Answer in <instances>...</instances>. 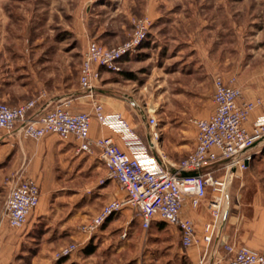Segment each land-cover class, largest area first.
<instances>
[{"label": "rangeland", "instance_id": "obj_1", "mask_svg": "<svg viewBox=\"0 0 264 264\" xmlns=\"http://www.w3.org/2000/svg\"><path fill=\"white\" fill-rule=\"evenodd\" d=\"M144 17L151 20L148 36L132 55L140 61L137 67L144 68V75L139 76V84L144 86L142 104L148 107L149 115L155 116L158 128L181 125L190 135L194 130L192 120L204 118L202 113L208 110L209 82L213 77L208 80L206 73L201 74L200 81L192 84L186 75L193 71L189 63L193 60L190 36L202 34L205 43H211L209 33L214 38L220 30L227 58L220 66L223 77H235L237 83H247L252 77L263 80L264 0H0V41L10 43L1 48L7 57L3 60L13 62L12 71L18 74L33 71L41 82L70 86L79 76L82 55L91 41L87 30L100 33L122 22L125 24L120 26L128 32L121 40L124 42L135 22ZM2 66L4 63H0ZM5 151L0 147V157ZM255 159L254 167L264 174V158L258 155ZM7 163L8 158L0 166V264H60V259L55 258L59 248L53 243L62 247L73 243L77 247L61 264H142L145 260L155 264L156 258L160 264H167L165 248L152 245L160 238H155L151 230L137 227L138 238L142 239L139 247L137 242L133 244L134 239L128 242L133 238L128 228L127 238L119 243L127 247L117 257H110L113 250L101 233L110 220L91 237L80 234L78 226L104 206L99 190L112 181L100 184L105 173H89L90 193L78 202L85 208L78 210L76 205L65 202L67 196L63 195L56 203L52 199L40 204L23 227L10 228L2 221L7 178L12 175ZM137 223L132 222L131 227L136 228ZM78 234L76 239L71 238Z\"/></svg>", "mask_w": 264, "mask_h": 264}, {"label": "built area", "instance_id": "obj_2", "mask_svg": "<svg viewBox=\"0 0 264 264\" xmlns=\"http://www.w3.org/2000/svg\"><path fill=\"white\" fill-rule=\"evenodd\" d=\"M151 20H137L129 37L115 47H106L88 41L78 70V85L83 95L90 97L91 111L71 112L69 100L42 112L37 111L36 100L10 106L0 101V130L20 138L40 141L47 135H55L63 141L75 143L79 152L96 151L99 161L105 165V177L100 184L112 180L123 190V198L106 202L87 222L78 226L81 235L91 237L107 219L123 208L132 211V219L141 222L143 230L152 223H166L180 233L181 246L194 247L199 239L190 218L181 215L187 200L191 208L200 206L208 190L211 196L206 208L211 220L203 227L202 242L209 247L213 238H219L226 220V196L231 180L237 171H244L253 160L251 148L264 138V115L252 124L250 131L244 126L255 109L264 112V98H242V87L235 77L213 79V111L206 118L192 120L196 129V145L178 163L166 164L154 156L148 162L140 160L160 137L158 121L147 115L145 121L149 144L143 145L119 114L111 120L117 128L126 132V145L133 154L116 146L111 137L92 138L89 127L92 117L99 123L108 118L101 102L95 99L94 85L101 78V69L110 72L120 70L121 61L134 54L147 38ZM153 147V146H152ZM223 172L221 177L215 173ZM8 179L7 197L2 221L12 229L23 227L40 201L39 185L34 178L21 173ZM126 234H122L125 237ZM226 257L221 264H264V254L244 246L224 242ZM77 247L68 243L55 253L56 259L76 252Z\"/></svg>", "mask_w": 264, "mask_h": 264}, {"label": "crops", "instance_id": "obj_3", "mask_svg": "<svg viewBox=\"0 0 264 264\" xmlns=\"http://www.w3.org/2000/svg\"><path fill=\"white\" fill-rule=\"evenodd\" d=\"M121 24L125 23L119 22L113 29L103 30L100 33L89 29L86 35L91 37L92 41L98 40L95 42H100V45L103 43L106 47H114L128 35V32L120 26ZM218 31L214 38L212 33H209L211 34V43H205L202 34L189 37V42H193L190 46V55L195 61L189 62L193 71L186 75L192 84L200 81L201 74L206 73L208 80L213 77L212 82L215 77L224 76L220 66L226 63V48L221 39L220 30ZM121 32H124V36ZM5 44L10 43L0 41V63H4V66L0 68L1 102L14 106L29 100H36V110L42 112L58 106L64 100H69L68 109L71 112L88 113L91 111L90 97L83 95V91L79 88V76L70 86H64L60 83L49 84L46 80L41 82L42 79L36 77L33 71L18 74L17 71H12L13 62L8 63V61L3 60V58L7 59L6 52L1 51ZM138 62L140 61L131 55L121 61L120 70L117 72L101 69V78L94 85L95 99L103 104L104 114L108 120L102 124L92 117L89 127L90 137H111L116 146L131 154L134 153V150L126 145V132L117 128L111 120L119 114L127 122L136 138L143 145L149 144L145 121L149 115V109L142 104L143 101L140 97L144 86L139 84V76L144 75L142 72L144 68L139 69V66L137 67ZM194 63H197L196 67L193 65ZM209 84V107L202 113L204 118L213 111L211 99L213 84L211 81ZM239 84L242 87V98L245 100L255 97L264 98V78L263 80L258 78L254 80L252 77L249 82ZM263 115L264 112L261 109L253 110L244 126L250 131L252 124ZM158 130L160 131L158 141L151 145L146 156H140V160L148 162L151 155L166 164H175L190 153L196 145L195 128L190 135H187L189 133L182 129L181 125L175 127L162 125ZM0 147L7 149L0 157V166L3 160L8 158L6 167L12 175L21 173L23 176L32 177L37 181L41 193L36 211L40 204H47V201L52 199L55 201L53 203H56V200H59L63 195L67 196L65 202L68 204L76 205L77 209H80L81 206L85 208L84 203L78 206V202L83 199L85 193H90L91 175L105 173V165L99 161L96 151L91 154L79 152L75 143L63 141L52 134L45 136L40 141H32L0 131ZM251 152L253 160L247 169L237 171L231 180L225 205L227 217L220 237L218 239L213 238L209 247L202 242V236L204 225L211 220L206 208L207 200L211 196L210 190H208L206 198L200 206L193 209L186 200L181 209V215L190 218L195 226L199 241L194 247L186 249L181 246L180 233L175 227L166 223H152L148 230L152 231L151 233L155 238H160V242L152 245L161 244L165 248V262L167 264H176V261H179L180 264H221L226 257L223 248L224 242L232 243L238 247L244 246L264 254V174L254 167L255 158L258 155L264 158V138L257 140L251 148ZM94 160L98 161L99 164ZM90 172L92 174L89 176ZM222 173H215V177H221ZM99 191V200L102 201V205L108 201L123 198L125 195L124 191L119 189L114 181L107 182ZM54 208L51 209L54 210ZM77 216L76 214L72 218ZM108 221L101 233L106 235L105 242L113 250L110 257L121 256L122 251L127 247L124 243L122 245L119 243L127 238L128 228L133 236L128 242L134 239L133 244L136 245L137 242L138 246H141L142 239L138 238L137 229L148 230L142 229L140 220L132 219V211L129 208H123ZM132 222H138V226L136 228L131 227ZM123 233L126 234L125 237H122ZM77 237L79 234L77 236L71 235V238L76 239ZM52 245L55 248L62 247L60 243H53ZM154 262L160 264L157 258ZM142 264H147L146 260Z\"/></svg>", "mask_w": 264, "mask_h": 264}, {"label": "trees", "instance_id": "obj_4", "mask_svg": "<svg viewBox=\"0 0 264 264\" xmlns=\"http://www.w3.org/2000/svg\"><path fill=\"white\" fill-rule=\"evenodd\" d=\"M147 36H148V35H147ZM146 39H147V38H146ZM146 39H145V40H146ZM65 260H66V258L63 257L62 259L59 260V263L61 264V263H63Z\"/></svg>", "mask_w": 264, "mask_h": 264}]
</instances>
